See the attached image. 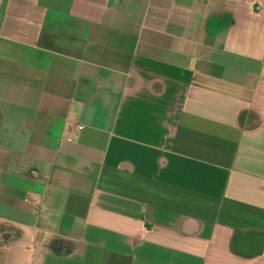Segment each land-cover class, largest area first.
Wrapping results in <instances>:
<instances>
[{"label": "crops", "instance_id": "crops-1", "mask_svg": "<svg viewBox=\"0 0 264 264\" xmlns=\"http://www.w3.org/2000/svg\"><path fill=\"white\" fill-rule=\"evenodd\" d=\"M0 264H264V0H0Z\"/></svg>", "mask_w": 264, "mask_h": 264}, {"label": "built area", "instance_id": "built-area-1", "mask_svg": "<svg viewBox=\"0 0 264 264\" xmlns=\"http://www.w3.org/2000/svg\"><path fill=\"white\" fill-rule=\"evenodd\" d=\"M80 129H83V127H79Z\"/></svg>", "mask_w": 264, "mask_h": 264}]
</instances>
